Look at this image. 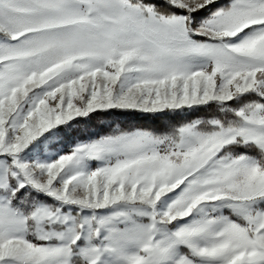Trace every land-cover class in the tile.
<instances>
[{"label": "snow or ice", "instance_id": "obj_1", "mask_svg": "<svg viewBox=\"0 0 264 264\" xmlns=\"http://www.w3.org/2000/svg\"><path fill=\"white\" fill-rule=\"evenodd\" d=\"M0 264H264V0H0Z\"/></svg>", "mask_w": 264, "mask_h": 264}, {"label": "trees", "instance_id": "obj_2", "mask_svg": "<svg viewBox=\"0 0 264 264\" xmlns=\"http://www.w3.org/2000/svg\"><path fill=\"white\" fill-rule=\"evenodd\" d=\"M180 117H176L178 121ZM166 121L161 119L153 120L142 114H129L119 111H113L107 116H93L90 121L82 122L80 128L82 131L76 132L73 139L79 137L85 139L87 136L109 131V126L125 128L143 127V128H160ZM176 122V121H173Z\"/></svg>", "mask_w": 264, "mask_h": 264}]
</instances>
